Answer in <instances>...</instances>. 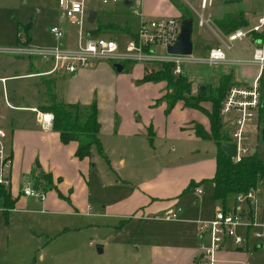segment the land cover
I'll return each mask as SVG.
<instances>
[{"label":"crops","instance_id":"0c3cea01","mask_svg":"<svg viewBox=\"0 0 264 264\" xmlns=\"http://www.w3.org/2000/svg\"><path fill=\"white\" fill-rule=\"evenodd\" d=\"M97 1H87L89 4L87 10H96V15L93 21L87 20L91 26L87 27L86 34L114 38L122 45L135 34L139 16L132 13L124 4H120L124 8L123 11L110 10L107 14L104 8L98 10L90 6ZM177 1L142 0L141 9L146 17L181 16L183 6ZM243 1H211L203 11L206 16L209 15L208 23H199L200 26H207L203 28V38L209 44L204 55L191 53L193 56L205 57L210 47L223 46L222 38L226 33L222 31L218 22L226 14L240 12L242 19L247 21L246 25L240 27L246 28H250L260 16H264V0L260 12H256L247 4L242 6ZM110 8L112 6H109ZM200 11L201 9L197 10L198 15ZM120 12L135 16L134 27L128 20L123 22L117 17ZM67 23L63 12L50 20V25L58 24L64 29L61 44L76 46L78 34L71 32L67 28ZM208 30L215 33L220 42L211 38ZM192 34L193 25L191 37ZM245 39L250 45L247 54L226 52V49L230 50L235 42ZM22 41L25 44L39 42L34 24L30 30V38L27 39L25 36ZM51 41L53 40L44 44H54ZM260 41L262 40L254 37L251 31L247 37L235 40L230 48H225L226 55L228 58H250L254 45ZM34 56L37 55H28L32 69L26 74L40 76L42 91L40 99L37 103L26 106L11 105L23 108L22 110L27 109L33 114L12 115L9 120L5 115L0 116V123L5 126L2 128L12 152L9 178L15 207L13 210L1 212L6 219L9 212L15 211L24 212V217L26 215L34 217L31 212L35 211L50 213L48 211L50 206L60 208V212L55 215L41 214V219L46 221L45 224L58 225L56 229L46 233L45 239H40L41 243L32 262L25 257L22 264H93L92 242L88 240L81 243L80 236L73 232L77 231L76 227L59 223L61 220L58 219L62 216L58 213L80 212L79 208L87 213L89 186L86 175L94 167L93 160L99 159H103L107 171L115 175L107 177V182L123 188L120 197L108 204L110 214L141 220L140 223L143 225L141 240L143 244L148 245L150 264H200L202 258L200 244L208 242V235L200 231L195 220L209 218L217 207L229 206L234 200L233 193L231 196L229 194L224 202L214 196V185L209 178L215 171L218 146L214 138L200 136L192 127L193 122L197 120L203 124L205 130L208 129L207 116L202 115L194 107L186 106L180 100L167 108V101L162 97L167 89L166 82L141 80L145 67L140 62L122 60L120 62L123 69L118 71L113 66L114 61L97 58L91 64L68 73L61 69L51 71L52 61H43L44 59L36 66L32 59ZM185 63L187 65L183 66V72L193 87L200 86L203 82L216 86L221 75L230 71L234 84H249L258 73V67L252 63L249 64L256 67L252 77L244 76L245 72L231 63L204 62L202 65L206 67L214 65L213 69L206 70L195 68V65L191 64L192 61ZM49 82L57 100L82 106L96 104L99 120L98 137L104 155L93 145L91 155L79 158L75 155L77 140L64 142L59 131L52 126L48 129L41 128L37 113L32 108H41L43 104L49 102L46 93V84ZM252 125L254 124L249 125L248 131ZM39 172H42L41 176L38 175ZM27 179L45 190L46 186L50 187L48 192L46 190L47 196L43 200L18 195L19 188ZM66 200L69 204L64 202ZM176 205L181 206L179 218L161 217L168 208ZM101 209H96L92 215L100 216L103 213ZM254 215L258 221L264 222V213L258 210L256 205ZM41 230L49 232L50 228ZM31 235H34L33 232ZM248 235L247 242L241 245L234 246L230 241L224 242L216 250L212 264H264V249L256 245V239L251 234ZM105 246L106 242L102 249Z\"/></svg>","mask_w":264,"mask_h":264},{"label":"rangeland","instance_id":"374dc122","mask_svg":"<svg viewBox=\"0 0 264 264\" xmlns=\"http://www.w3.org/2000/svg\"><path fill=\"white\" fill-rule=\"evenodd\" d=\"M177 2L180 3V6H183L181 15L189 16V14H191L192 17L193 34L191 40L193 43V50L191 53L195 55H204L209 43L205 42L203 38V28H207V26H200L199 24L197 10H200V0H179ZM120 4L122 3H118V5L115 4V7L112 6V8L109 9V6H104L100 0H98L90 6L98 10L99 8H104L105 12L108 14L110 10L115 12L121 9V11H123L124 8ZM245 4H247V6H252L256 12H260L263 6L262 0H244L241 5L244 6ZM86 5L89 6V4ZM61 12L58 0H0V116H7L8 120L12 115L20 114L22 116H29L33 114L29 110H22L23 108H15L11 105L26 106L37 103L40 99V76H29L26 74L32 69L29 65L30 59L28 55H21L7 50L10 47L23 43L22 40L25 37V33L23 28L20 27L21 24L25 22L34 24L39 42L35 44L31 43L30 45H45L50 40H53L51 42H54V44L64 45L61 44V38L59 40H54L48 30L50 20H52L53 16L61 14ZM100 12L102 13L101 10ZM117 17L123 22L128 20L134 27L133 21L135 16L133 14L120 12L117 14ZM88 26L91 25L86 19L83 23L84 31L87 30ZM67 28L75 33V35L78 34L79 28L77 24L68 21ZM18 32H20L21 36L18 35ZM207 32L211 34L209 35L211 38L220 42L215 33L210 30ZM249 48L250 45L245 39L241 42H235L230 50L226 49V52L247 54ZM32 59L36 66L43 60L40 56H34ZM191 64L195 65V68L201 70L214 68V65L208 67L203 66L202 64H204V62L201 61H195ZM155 65L157 66H155L153 71L160 67L158 64ZM185 65H187V63H183V66ZM235 65V67L245 72L244 76L246 77H252L255 74L256 67L253 65ZM257 78L261 97L264 102V69L259 73ZM202 84L210 86L207 82H203ZM197 89L198 86H192V94H196ZM178 100L185 104L183 99ZM199 103L204 109L210 110V101L206 102L201 100ZM194 108L199 110L202 115H206L202 108ZM220 121L221 133L228 137L225 131L227 123H224L221 118ZM196 124L203 126V124L195 120L192 127L196 128ZM253 124L252 128L248 131L247 145L251 147V150L255 148L257 155L264 162V106L260 108V112L258 111L256 120ZM0 127L5 128L2 123H0ZM206 130L211 134L210 123ZM219 139L223 140V137H219ZM93 162H95L94 167H92L90 173L86 175V181L89 186V199L87 201L89 206L87 208V213H84V210L81 208H79L80 212L58 213L63 217L58 219L61 220L59 223H66L71 227H76L77 231L73 232L77 236H80L81 243L87 242L88 240L92 242L94 256H92L91 260L93 264H150L151 258L148 245L143 244L141 240V237H143L141 230L143 225L140 223L141 220L139 218H125L110 214L108 204L120 197L119 194L122 193L123 188L116 187V185L107 182V177L111 178V176L115 177V175L107 171V165L103 159L93 160ZM46 187L48 192L50 187ZM255 195L256 208L264 213V179L258 182L255 187ZM64 202L69 204L67 200ZM99 208L103 213L98 217L93 216V212ZM48 209L50 213H40L38 211L31 212L34 214V217H32V215H26L24 217V212L21 211L9 212L8 219H6L7 217L0 211V264H22L23 261H25V257H28V260L30 259V263L32 262L33 256L40 245L39 243H41L40 239H45L46 233H50L56 229L58 225H55L56 223L52 225L45 224L46 221L41 219V214L55 215L57 212H60V208L55 206H50ZM79 227H81L80 230ZM49 228V232L41 230ZM32 232L34 234L33 236L31 235ZM105 242V248L101 251L98 250L96 244H101L103 246Z\"/></svg>","mask_w":264,"mask_h":264},{"label":"built area","instance_id":"2783aa9c","mask_svg":"<svg viewBox=\"0 0 264 264\" xmlns=\"http://www.w3.org/2000/svg\"><path fill=\"white\" fill-rule=\"evenodd\" d=\"M88 0H58L64 17L78 25V41L76 46L65 45H30L19 44L10 47L9 51L18 54L37 55L44 60L52 61L51 71L64 70L74 72L81 67L91 64L97 58L112 61L132 60L140 62L145 67V72H151L155 64L161 65L164 61L173 62V73L183 72V63L201 61L209 64H255L258 67L257 76L249 84H232L221 100L219 114L224 123L225 131L230 141L236 144V153L232 155L238 160L246 153L251 152L247 145L248 127L256 120V115L262 106L261 92L258 75L264 69V42L254 45L250 58H228L225 48H230L235 40L243 39L251 31H258L264 23V16L250 28L237 27L224 35L223 46L216 45L209 48L205 57H195L190 54L169 53L167 46L177 40L182 17L179 15L150 16L146 17L141 9L142 0H100L105 6H114L122 3L129 10L139 16L138 27L132 37L120 45L114 38L87 35L83 23L87 19ZM212 0H200L199 23L209 21V15L204 14V9ZM49 32L55 40L64 35V29L58 24L49 26ZM18 35L21 36L20 32ZM225 46V47H224ZM37 113V120L41 128L48 129L52 126L53 112L38 107H33ZM12 165V152L7 143L6 133L0 127V184L11 194L9 171ZM200 191L199 189H197ZM35 197L43 200L46 197L45 188L36 186L29 179L25 180L19 188L18 195ZM255 187L234 193L233 203L229 206L217 207L209 218L196 219L201 232L208 235V242L201 243V263L212 264L214 254L221 245L230 241L234 246L247 242L251 234L256 239V245L264 249V222L255 218ZM15 209L13 205H5L0 198V211ZM180 205L168 208L161 216L164 219L179 218Z\"/></svg>","mask_w":264,"mask_h":264},{"label":"trees","instance_id":"16d2710c","mask_svg":"<svg viewBox=\"0 0 264 264\" xmlns=\"http://www.w3.org/2000/svg\"><path fill=\"white\" fill-rule=\"evenodd\" d=\"M181 17H191V14L189 16L181 15ZM246 24L247 21L242 19L240 12L226 14L218 22L224 33ZM20 27L23 28L26 38L29 39L32 23L25 22ZM253 35L264 42V23L260 30L253 31ZM172 69L173 62L164 61L158 69L145 72L141 80H164L166 82L167 89L162 97L168 101L167 108H170L176 100L183 99L185 105L202 108L206 113L211 134L199 124H196L195 131L200 136L213 137L218 146L215 155V171L212 177L209 178L214 185L215 198L224 202L231 193L244 191L252 186L256 187L258 182L264 179V162L256 151L246 153L240 159L234 160L232 155L227 153L221 146V143L229 140V138L221 133L219 109L222 98L229 87L234 84L232 72L222 74L218 85L212 86L210 84V86L201 87V84L198 86L197 93L192 94V85L188 76L184 72L174 74ZM46 93L50 100L47 104H43L41 109L53 112L52 127L59 131L62 141L77 140L75 155L79 158L91 155L93 145L103 154V148L98 137L99 120L96 104L82 106L57 100L50 82L46 84ZM201 100L210 101V110L201 106L199 103ZM219 137H223V140ZM0 198L5 205L14 204V198L11 196L10 191L2 184H0Z\"/></svg>","mask_w":264,"mask_h":264},{"label":"water","instance_id":"95a60500","mask_svg":"<svg viewBox=\"0 0 264 264\" xmlns=\"http://www.w3.org/2000/svg\"><path fill=\"white\" fill-rule=\"evenodd\" d=\"M96 15V10L90 9L88 11L87 20L93 21ZM192 17H185L181 19L180 31L177 37V40L174 44L167 46V51L169 53H177V54H190L192 52V40H191V32H192ZM113 66L116 70L120 71L123 69V64L120 61H114ZM201 87H205V85H201ZM264 105V102L262 103ZM264 137V130H263ZM222 148L229 154L235 155L236 153V144L232 141H223L221 143ZM255 148H252V152ZM42 172H39V176H41ZM98 250L102 249L101 244L96 245Z\"/></svg>","mask_w":264,"mask_h":264}]
</instances>
